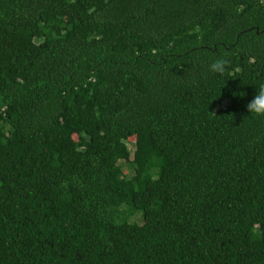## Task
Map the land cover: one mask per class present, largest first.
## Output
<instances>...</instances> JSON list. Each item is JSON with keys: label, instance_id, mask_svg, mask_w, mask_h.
Listing matches in <instances>:
<instances>
[{"label": "trees", "instance_id": "16d2710c", "mask_svg": "<svg viewBox=\"0 0 264 264\" xmlns=\"http://www.w3.org/2000/svg\"><path fill=\"white\" fill-rule=\"evenodd\" d=\"M259 83L264 0H0V264H264Z\"/></svg>", "mask_w": 264, "mask_h": 264}, {"label": "clouds", "instance_id": "9594fccd", "mask_svg": "<svg viewBox=\"0 0 264 264\" xmlns=\"http://www.w3.org/2000/svg\"><path fill=\"white\" fill-rule=\"evenodd\" d=\"M231 61L227 55H221L213 59L208 65V70L214 74H224L230 67ZM256 95L247 104V109L252 115L264 117V83L256 85Z\"/></svg>", "mask_w": 264, "mask_h": 264}, {"label": "rangeland", "instance_id": "374dc122", "mask_svg": "<svg viewBox=\"0 0 264 264\" xmlns=\"http://www.w3.org/2000/svg\"><path fill=\"white\" fill-rule=\"evenodd\" d=\"M129 146L131 149H133L134 144L129 143ZM126 171H128V166L124 167ZM130 174V172H129ZM116 221H126V222H135L137 221L138 223L141 222V212L140 211H134V212H129L128 207L126 204H123L119 208V212L117 213V216L115 217Z\"/></svg>", "mask_w": 264, "mask_h": 264}]
</instances>
